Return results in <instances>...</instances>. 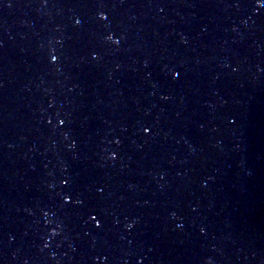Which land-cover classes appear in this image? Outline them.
I'll list each match as a JSON object with an SVG mask.
<instances>
[{
  "label": "water",
  "instance_id": "1",
  "mask_svg": "<svg viewBox=\"0 0 264 264\" xmlns=\"http://www.w3.org/2000/svg\"><path fill=\"white\" fill-rule=\"evenodd\" d=\"M209 258L264 264V6L22 0L0 36V264Z\"/></svg>",
  "mask_w": 264,
  "mask_h": 264
},
{
  "label": "snow or ice",
  "instance_id": "2",
  "mask_svg": "<svg viewBox=\"0 0 264 264\" xmlns=\"http://www.w3.org/2000/svg\"><path fill=\"white\" fill-rule=\"evenodd\" d=\"M258 3H260L262 6H264V0H258ZM101 6H103V5H101ZM100 16H101V18L104 19V20H107V19H108L107 15H106L105 13H103V12L100 13ZM77 23H79V21H77ZM107 39L110 40V41H113L114 43H119L118 40H115V39H114V36H113V35H109V36L107 37ZM52 59H53V60H56V59H58V57L53 56ZM176 75L179 76L180 73L177 72ZM60 123L63 124L64 121L61 120ZM145 131H150V129H145ZM115 156H116V153H114V156H113V157H115ZM65 183H67V181H65ZM67 199H68L69 201H71V197H70V196H69ZM90 219H92V220L96 223V225H97L98 227L101 226L102 222L99 220V218H98L96 215H92V216L90 217Z\"/></svg>",
  "mask_w": 264,
  "mask_h": 264
},
{
  "label": "clouds",
  "instance_id": "3",
  "mask_svg": "<svg viewBox=\"0 0 264 264\" xmlns=\"http://www.w3.org/2000/svg\"><path fill=\"white\" fill-rule=\"evenodd\" d=\"M114 156V153L112 154ZM131 225H129L130 227ZM207 264H213L212 260L209 258L208 261H207Z\"/></svg>",
  "mask_w": 264,
  "mask_h": 264
}]
</instances>
